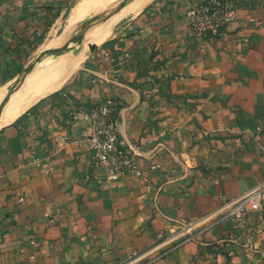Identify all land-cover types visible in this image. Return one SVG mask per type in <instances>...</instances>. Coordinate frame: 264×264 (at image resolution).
<instances>
[{"label":"crops","instance_id":"1","mask_svg":"<svg viewBox=\"0 0 264 264\" xmlns=\"http://www.w3.org/2000/svg\"><path fill=\"white\" fill-rule=\"evenodd\" d=\"M71 1L0 0V88ZM202 1L151 0L0 128V264H264V201L242 227L216 213L264 183V0H231L223 33L197 40ZM105 97L137 177L91 164L76 114ZM183 221L199 223L174 237Z\"/></svg>","mask_w":264,"mask_h":264},{"label":"bare ground","instance_id":"2","mask_svg":"<svg viewBox=\"0 0 264 264\" xmlns=\"http://www.w3.org/2000/svg\"><path fill=\"white\" fill-rule=\"evenodd\" d=\"M82 1L76 5L67 26H72L81 14L87 13L85 0ZM150 1L108 0L102 8L103 15L87 21L79 35H69L70 30L67 29L63 38L57 41L56 31L53 30L50 38L39 46L36 57L26 65L22 73L0 88V128L11 123L36 100L58 88L93 49L112 35V28L119 20L129 14H138ZM89 2L87 6L91 5ZM96 2L99 4L98 0ZM82 8L85 13H82ZM76 37L78 39L75 41ZM51 48H55L54 54L44 56Z\"/></svg>","mask_w":264,"mask_h":264},{"label":"built area","instance_id":"3","mask_svg":"<svg viewBox=\"0 0 264 264\" xmlns=\"http://www.w3.org/2000/svg\"><path fill=\"white\" fill-rule=\"evenodd\" d=\"M236 5L231 0H203L198 4H189L186 10L189 31L197 40H205L221 35L226 25L235 17ZM115 101L105 97L97 104L81 109L77 118L85 119L90 130L84 136V142L91 151V164L103 166L111 181L128 176L137 177V165L128 150L118 143ZM264 201V183L259 184L238 198L224 200L218 212L223 218L233 220L239 227L244 225L248 210H259ZM198 221L181 222L175 236H189L197 227ZM145 264H152L146 262Z\"/></svg>","mask_w":264,"mask_h":264},{"label":"rangeland","instance_id":"4","mask_svg":"<svg viewBox=\"0 0 264 264\" xmlns=\"http://www.w3.org/2000/svg\"><path fill=\"white\" fill-rule=\"evenodd\" d=\"M82 0H74V1H71V3L69 4V6L67 7V10H66V14H65V16H64V18L61 20V26H60V29L58 30V32H56V35L55 36H57L56 38V40L57 41H59V40H61L62 38H63V36H64V34H65V30H70L69 31V35L71 34V35H79L80 34V32L84 29V25H86V22L88 21V22H90L91 20H94V18H96L97 16H100V15H103V13H101V11H102V8L107 4V2H108V0H98L99 1V4H98V2H96V0H92V1H95V2H89V0L87 1V0H85V3L86 4H84V6H86L87 8H88V10H89V12H88V10L87 9H85V10H87L86 12L87 13H85V11L83 10V8H82V13H85L84 15L83 14H81L80 15V12L78 13V15H80L81 16V18H80V16H79V19L77 20V22H75L72 26L71 25H69V26H67V24H68V20H69V18H70V16H71V14H72V12H73V10H75V8L77 7L76 5L77 4H79L80 2H81ZM91 1V0H90ZM100 1H101V3H100ZM106 1V2H105ZM83 2V1H82ZM90 3L91 5V7L90 6H87V5H89V4H87V3ZM94 4H96L95 6H94V9H93V5ZM100 6V7H99ZM83 15V16H82ZM134 14H129V15H127V16H125V17H123L121 20H119L114 26H113V28H112V32L115 30V28L119 25V24H121L123 21H125L127 18H129V17H131V16H133ZM91 17V18H90ZM66 27H68V28H66ZM76 39H78V37H76L75 38V41H76ZM47 42V41H46ZM37 52V51H36ZM53 52H55V48H51V50L49 49L47 52H46V54H44V56L46 55V57L48 56V57H50V56H52L54 53ZM36 53H35V56L33 55V56H31V58L30 59H33V57L35 58L36 57ZM77 67H78V65H77ZM76 67V68H77ZM75 68V69H76ZM74 69V70H75ZM73 70V71H74ZM72 71V72H73ZM72 75V74H71ZM70 75V76H71ZM16 76H18V74L16 75L15 74V77Z\"/></svg>","mask_w":264,"mask_h":264}]
</instances>
